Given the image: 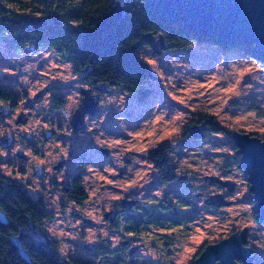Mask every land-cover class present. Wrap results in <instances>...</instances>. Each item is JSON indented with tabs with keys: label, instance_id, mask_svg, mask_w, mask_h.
Here are the masks:
<instances>
[{
	"label": "rangeland",
	"instance_id": "1",
	"mask_svg": "<svg viewBox=\"0 0 264 264\" xmlns=\"http://www.w3.org/2000/svg\"><path fill=\"white\" fill-rule=\"evenodd\" d=\"M35 53L10 54L0 42V88L18 81L15 91L41 94L32 106L23 102V112L1 120L0 136L19 126L20 133L29 129L39 140H43L40 131L45 130L55 131L56 138L39 141V146H28L24 140L8 149L0 147V172L22 184L33 199H42L53 218L44 219L42 229L28 230L29 218L37 214L9 190L0 196V205L10 220L35 238L47 233L59 243V254L65 259L87 257L84 247L93 241L108 240L112 247L118 246L128 237L109 229L105 213L117 210L122 202H154L163 194L176 197L185 192L182 183L159 182L147 158L151 150L167 143L183 169L188 167L204 180L231 168L235 185L230 206L208 212L199 202L189 234L169 258L172 264H190L202 247L246 227L247 244L255 251V259L264 264V222L255 219L249 183L238 166L230 136L220 131L206 132L200 140L183 138L186 126L201 114L230 133L243 132L264 140V63L239 45H217L203 37L187 48L169 49L160 56L144 46L137 55L156 77L146 83V93L128 95L115 89L104 95L99 113L87 116L85 129L73 134L69 121L81 101L82 79L53 51ZM58 95L65 98L63 109L53 107L52 97ZM20 115H28L27 124H15ZM100 149L108 150L109 155L99 153ZM64 159L69 163L56 174L57 185L47 178L40 185L33 167L50 168ZM120 169L125 170L123 175ZM75 175L81 177L87 193L85 204L79 207L62 197L63 187ZM15 232L0 225V264H26L8 241ZM23 244L36 264H53L47 250L30 237L24 236ZM145 254L143 250L135 255L133 264H166Z\"/></svg>",
	"mask_w": 264,
	"mask_h": 264
},
{
	"label": "trees",
	"instance_id": "2",
	"mask_svg": "<svg viewBox=\"0 0 264 264\" xmlns=\"http://www.w3.org/2000/svg\"><path fill=\"white\" fill-rule=\"evenodd\" d=\"M114 4L115 0H0V42L6 43L18 53L26 50L37 52L41 49L51 50L62 60L69 62L73 73L86 83L93 86L106 83L114 90H121L125 94L141 95L150 79L143 69L133 62V58H139L138 50L148 46L144 40L146 34H162L170 49L187 48L197 38L203 37L182 25L159 21L150 13L145 0H125L124 22L113 24L110 33L104 35L103 20ZM209 40L222 45L215 39ZM241 47L252 51L247 46ZM1 94L4 95L3 92H0ZM64 102L63 96L53 97L55 109H63ZM197 119H208L209 123L205 124L208 127L206 132L225 131L230 136V130L212 117L200 114ZM190 125L186 126L183 138H193ZM168 145L165 143L161 148L148 153L147 158L155 169L167 168L175 161L172 155H168ZM71 179V183L63 188L62 197L76 206H83L87 200V193L78 177L74 176ZM159 182L165 185L179 183L170 182L166 178L160 179ZM184 187L185 192L178 198L189 202V187L188 185ZM9 190L14 191L37 214L35 218H29L31 224L28 225V230L42 229L43 220L53 218V212L46 211L42 199H33L22 184L0 172V196ZM156 202L138 203L137 208L134 206L125 208L124 212L118 214L121 216L119 225H112L111 230L114 232L117 230L120 236L128 237L129 243L133 237H143L145 225L151 220L162 221L160 206L156 205ZM0 209L9 221L8 225L1 223L0 225L10 226L16 231L9 237V243L13 236L20 233L23 234L22 244L24 236L30 237L47 250L53 264H133L132 259L136 260L135 255L129 252V245H122L120 242L118 246L112 247L108 240H98L94 249H85L88 254L85 258L68 256L65 259L59 254V243L55 239L50 238L47 233L35 238L31 233L22 231V227L10 220L1 205ZM184 212L185 215L190 214L191 210L186 208ZM256 220L260 223L258 219ZM182 230L188 233L189 226H184ZM23 247L25 248L24 244ZM14 250L17 253L15 248ZM27 253L29 254L28 251ZM29 256L31 264H36L30 254ZM18 258L23 261L19 256ZM168 263L172 264L171 260ZM253 264H262V261L255 259Z\"/></svg>",
	"mask_w": 264,
	"mask_h": 264
},
{
	"label": "water",
	"instance_id": "3",
	"mask_svg": "<svg viewBox=\"0 0 264 264\" xmlns=\"http://www.w3.org/2000/svg\"><path fill=\"white\" fill-rule=\"evenodd\" d=\"M125 0H115L113 7L106 13L103 20V34L108 35L111 26L115 23L122 24L125 20ZM150 13L159 21L169 24H179L191 32L199 34L207 39H215L225 46H247L252 49L251 54L264 63V0H145ZM144 40L152 53L160 56L170 46L162 34L148 33ZM148 75L150 80H156L152 70L140 58H133ZM93 90L96 93H93ZM114 89L106 83H100L93 88H82L80 90L81 101L70 117L69 124L72 133L85 129V118L95 116L100 111V96L110 94ZM146 91L142 92L144 95ZM10 112L5 108L0 113L2 119L7 118ZM27 117L20 115L15 124H26ZM208 127L205 124L191 127L193 139L200 140L204 137ZM53 131L45 130L43 140L52 138ZM19 136L26 142L32 140L28 132L20 133ZM236 154L239 156V168L243 170L249 183V192L253 203V211L260 223L264 222V140L243 132L230 133ZM14 143L12 132H6L0 136V147L10 148ZM99 153L108 156L109 151L100 149ZM21 155L20 153H18ZM22 156V155H21ZM23 157V156H22ZM65 161L60 160L55 167L59 170ZM124 169H120L123 175ZM33 175L42 180L44 170L41 166H35ZM205 179L220 183L216 176H209ZM227 189L233 192L235 185L229 181ZM126 208H131L130 202H122ZM205 204L215 208L230 206L232 202L223 200L220 194L208 196ZM120 211L112 210L105 213L104 218L111 229L115 223L116 216ZM0 223L8 225L6 215L0 209ZM246 227L221 240L206 245L201 249L191 264H252L255 259V251L247 244ZM23 234L13 236L10 239L11 245L16 249L18 256L27 264H31V258L22 244Z\"/></svg>",
	"mask_w": 264,
	"mask_h": 264
},
{
	"label": "flooded vegetation",
	"instance_id": "4",
	"mask_svg": "<svg viewBox=\"0 0 264 264\" xmlns=\"http://www.w3.org/2000/svg\"><path fill=\"white\" fill-rule=\"evenodd\" d=\"M1 45H3L4 49L10 54H15V55H20V54H25V53H34L37 51L34 50H26V52L23 53H18L15 52L12 48L8 47L6 43L1 42ZM16 82V81H15ZM18 81L16 83H11L12 86H8L9 88H0V92H3L4 95H0V113L5 110V108L10 112V115L8 116L9 118H13L17 115L18 112H23V108L25 107L23 102H26L27 107L28 105L32 106L33 103L35 102L34 99L40 98L41 94L33 93L32 95H29L27 90H22V91H15V88L13 86L18 85ZM95 86V85H94ZM91 84H88L84 82L82 79V85L80 86L79 92L81 88H93L94 87ZM12 88V89H11ZM93 93H96L93 90ZM104 95L100 96V100H102V97ZM54 97V96H53ZM53 97H52V103H53ZM81 99V97H80ZM22 106V108H20ZM20 109V110H19ZM28 119V115H25ZM1 120H6L2 119L0 116V122ZM209 123L208 119L207 120H198L197 118L192 119L190 122V129L192 126L195 125H200V124H207ZM27 124V122H26ZM10 126V124H9ZM24 131H27L31 133L32 140L30 142H27L28 146H39L38 143L39 140L38 137L35 136L34 133L29 131V129H25ZM13 135L15 136L14 143L22 142L24 141L23 138L19 136L20 134V127L16 126L15 130H12ZM41 136L43 135V131H40ZM56 138V132L54 131L52 134L51 139ZM13 143V144H14ZM168 155H171V152L169 150H173L172 145H168ZM95 149V147H92ZM167 153V152H166ZM23 158H25L23 156ZM62 161H65V163L62 165V167L57 171L55 170V167L57 166V161L56 163H53L50 168L41 166L42 169L44 170V176L41 181H39L40 185L42 184V181L47 178L48 181L50 182L51 185L56 184L57 185V177L56 174H58L64 166L69 163L68 159H64ZM34 168V167H33ZM52 169V170H51ZM155 169V168H154ZM51 170L52 172H50ZM157 171V177L158 180L162 178L169 179L170 182H179L182 183L184 186L188 185V194H190V200L189 202H184L183 200L179 199L178 196L176 197H171L167 196L166 194L161 195L160 198L157 199L156 205L158 204L159 211H160V219L162 221L158 220H151L150 223L145 225L146 231L143 234V237H133L130 239V243L128 240H122L121 244L122 245H129V252L138 255L139 253H142L143 250L150 258L157 259L160 262L163 263H168L169 258L175 255V252L178 248V245L180 242L187 236L188 233L183 232V227L184 226H189L191 222L195 221L194 214L199 213V202L202 201L204 203V206L206 207V211L212 212L215 210V207L212 206H206L205 200L208 198L210 193H218L223 196V200L230 201L229 198L232 195V192L228 191L227 185L228 182L234 179L233 175V169L228 168L225 169L224 171H221L219 174H216L218 178L221 180L220 183H213L208 180H201L199 178V175L196 176L195 173L186 167L183 169L178 163L175 161L171 162V164L167 168H159L155 169ZM78 177V179L81 181V177L78 175H75ZM74 177V176H73ZM72 177V178H73ZM72 179H69L67 182L66 186L68 183H71ZM202 185V186H201ZM65 186V187H66ZM63 187V188H65ZM70 187V186H69ZM130 204L134 207H138L137 201H132ZM79 207V206H78ZM126 206L123 204L116 205L115 209H117L120 212H124ZM188 208V210H191L190 214H184V210ZM118 217L116 218V221L112 225H119V219L121 216L117 215ZM189 225H186V224ZM116 230V229H115ZM117 233V230H116ZM147 233V234H146ZM98 241H93L92 243L86 245L84 249H94ZM145 248L147 251H145ZM201 251V250H200ZM191 264V263H190Z\"/></svg>",
	"mask_w": 264,
	"mask_h": 264
}]
</instances>
